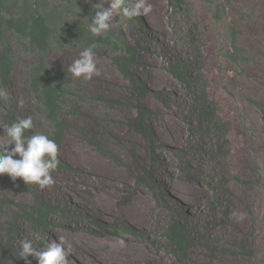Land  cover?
I'll return each instance as SVG.
<instances>
[{
  "label": "rangeland",
  "instance_id": "1",
  "mask_svg": "<svg viewBox=\"0 0 264 264\" xmlns=\"http://www.w3.org/2000/svg\"><path fill=\"white\" fill-rule=\"evenodd\" d=\"M49 1L62 3V0ZM126 1L129 7L136 3V0ZM186 1L191 3L190 19L200 27L198 38L206 62L205 74L210 81V97L219 102L222 118L232 125L230 174L250 181L260 177L264 180V112L254 103L264 105V0H215L225 4L230 2L231 7L223 21L216 20L209 0ZM96 2L101 4L102 0ZM147 3L151 4V11L141 16L152 31L155 44L147 54V66L142 70L143 79L155 92L181 97L179 101L174 100L170 107H165L154 97L148 98L147 104L156 114L153 123L157 128L158 143L166 148L186 150L195 171L201 169L202 164L207 170L201 181L190 182L184 178L175 155L163 152V160L169 167L167 174L173 177L164 181L169 189L167 201L172 202L173 197L177 205L187 206L195 222L207 227L214 236L212 247L230 248L234 243L244 241L257 252L256 259L220 253L212 260L205 248L207 242H202L194 250L191 260L196 264H264V186H242L231 181V194L222 191L223 199L216 204L209 182L213 176L219 179L222 169L214 167L211 158L201 163L202 149L193 148L196 138H193L184 119V89L168 71V52L177 38L170 19L169 1L147 0ZM87 5L92 6L91 0ZM102 6L108 8L110 5L103 3ZM70 16L74 17L73 14ZM78 18L86 21L83 15ZM110 23L115 32L123 29L131 40L138 38L130 21L122 14H115ZM232 27L239 31V45L247 49L251 56V62L244 68L236 66L225 55L231 47ZM82 49L81 46H67L64 50L55 47L50 55L51 63L63 74L61 82L74 87L80 85L77 87L79 98L67 100L65 108L66 117L74 127L64 135L59 146L62 159L78 171L53 176L55 183L43 189L34 185L22 186L4 175L0 177V189L21 205L32 204L33 192L38 190L53 204L80 206L93 218L113 226L109 232H113L116 225H129L138 231H147L149 237L137 238L121 231L117 232L118 236H105L91 221L86 219L80 223L76 218L57 219L50 235L44 236L20 221L21 232L14 237L16 248L19 250L20 240L29 238L33 239L38 250H43L44 244L64 237L69 264H122L121 260L119 263L116 260L118 256L138 260L131 264H175V258L162 237L171 219L169 206L164 202L160 204L148 188H139L134 177L101 155L82 135V131L93 132V138L105 142L128 164H133L129 149L135 144L140 154L147 158V144L140 136L130 132L126 125L128 117L136 114V111L129 100L130 82L114 64V52L105 47L94 49L97 74L90 81H83L71 78L67 72L68 65ZM13 50L17 68L11 91L22 118H31L38 132L48 136L50 125L37 109L27 78L33 56L21 53L16 48ZM20 101H23L22 106ZM111 101L121 104L112 106L109 104ZM73 105H76L79 116L72 114ZM7 110V104L0 106V135L7 128L3 121ZM110 135L122 142L110 138ZM215 170L218 172L215 173ZM134 171L140 174L136 169ZM19 211L18 207H9L5 214H0V231L2 224L16 218ZM157 237H160L159 243L153 244ZM31 258V264H37L31 256L28 260L31 261ZM18 261L25 264L22 259ZM9 262L15 264L12 258L5 263Z\"/></svg>",
  "mask_w": 264,
  "mask_h": 264
},
{
  "label": "trees",
  "instance_id": "2",
  "mask_svg": "<svg viewBox=\"0 0 264 264\" xmlns=\"http://www.w3.org/2000/svg\"><path fill=\"white\" fill-rule=\"evenodd\" d=\"M168 1L171 11L170 19L175 26L177 37L173 48L168 52V71L184 89L183 100L186 107L184 119L193 138H196L193 148L200 147L202 149L201 163L205 162L207 158H211L212 165L222 169L221 177L217 179L213 176L209 182L216 204L221 203L222 191L231 194L229 189L231 181L242 186L255 184L264 186V180L260 177L250 181L230 174L232 125L222 118L219 102L212 99L209 94L210 81L205 74L206 62L198 38L200 27L190 19L191 3L186 0ZM209 2L216 20L223 21L231 7L229 6L230 2H228L229 4L215 0H209ZM91 3L92 6H88L84 0H62V3L58 4L51 3L49 0H0V90L6 93L5 97L0 98V106L8 105V110L3 116L5 125L8 127L23 119L16 97L11 91L13 76L17 68L13 50L16 48L21 53L33 56L32 63L27 70L29 86L35 96L39 113L50 125L51 130L48 138L58 145L59 164L51 175L53 177L64 172L76 173L78 170L66 163L60 156L59 146L64 135L74 127L66 117L65 108H67V100L79 98L77 87L80 85L74 87L61 82L60 77L63 74L51 63L50 55L55 47L64 50L67 46H81L82 48L94 46V49L105 47L113 51L115 54L114 64L130 82L129 100L136 111V114H131L128 117L126 125L130 132L140 136L147 144V158L145 159L140 154L138 145L135 144L129 149L133 164H128L105 142L93 138L92 136H95L93 132L82 131V135L101 155L112 160L134 177L139 188H148L154 193L160 204L164 202L169 206L171 219L162 237L175 258V264L192 262L196 264L191 260V257L202 242H207L205 248L212 260H215L220 253L256 259V250L244 241L236 242L230 248L212 247L214 236L207 227L195 222L187 206L177 205L173 197H171L172 202L167 201L166 195H169V189L164 181L173 177L167 174L169 167L163 160V152H171L175 155L180 163L184 178L190 182L201 181L200 179L207 171L203 164L201 169L195 171L188 160L189 154L186 153V150L166 148L158 143L159 136L153 123L156 114L148 106L147 100L154 97L165 107H170L174 100L179 101L181 97L173 95L171 97V94L166 92H155L143 79L142 70L147 66V54L155 44L146 19L141 15L131 19L127 18L138 36L136 40H131L122 28L120 32H115L112 26L106 34L93 36L88 31L87 21L91 22L94 15L93 6L97 2L91 0ZM126 6H128L127 1ZM71 14L74 17L70 16ZM79 15H83L86 21L79 19ZM230 35L231 47L225 55L236 66L244 68L251 62V56L247 49L239 45V31L236 28H231ZM254 103L264 112L263 104ZM109 104L114 106L121 103L111 101ZM71 108L72 114L80 115L76 105ZM35 134L41 133L33 125L30 130L25 132V137ZM110 138L122 142L115 136L110 135ZM133 166L140 174L134 171ZM214 172L217 173L218 170ZM4 175H0V177ZM15 182L22 186H29L25 185L20 178H17ZM34 186L37 188L38 185ZM33 197L32 204L21 205L0 189V214H5L9 207L20 209L16 218L2 224L0 264H6L8 258L13 259L12 263L20 264L18 261L19 250L16 248L14 238L21 232V225L18 224L20 221L29 224L34 232H40L44 236L50 235L57 219L76 218L80 223L86 219L91 221L93 226L105 236H118L117 232L121 231L137 238L149 237L147 231L141 232L129 225H116L113 232H109L113 226L93 218L91 213L78 205L53 204L38 190L33 192ZM95 235L98 234L95 233ZM159 240L160 237H157L153 244H158Z\"/></svg>",
  "mask_w": 264,
  "mask_h": 264
},
{
  "label": "clouds",
  "instance_id": "3",
  "mask_svg": "<svg viewBox=\"0 0 264 264\" xmlns=\"http://www.w3.org/2000/svg\"><path fill=\"white\" fill-rule=\"evenodd\" d=\"M85 3L88 0H84ZM109 3L108 8L102 6ZM94 15L91 22L87 21L88 31L93 36L106 34L115 14L126 18L147 14L151 11V4L147 0H136L128 7L126 0H102L101 4L93 6ZM67 72L73 79L90 81L97 74L96 53L94 46L83 48L76 59L67 67ZM6 96L0 90V98ZM21 106L23 101L19 102ZM33 127L31 118L20 119L3 131L0 135V175L6 174L13 182L20 178L25 185H38L41 189L52 186L55 181L51 173L59 164L58 145L43 134L25 137V132ZM19 157L14 159V157ZM18 258L31 264L28 257H33L37 264H69V251L65 247L64 237H59L44 244L43 250H38L33 239L24 238L19 242ZM11 264V262H9Z\"/></svg>",
  "mask_w": 264,
  "mask_h": 264
},
{
  "label": "bare ground",
  "instance_id": "4",
  "mask_svg": "<svg viewBox=\"0 0 264 264\" xmlns=\"http://www.w3.org/2000/svg\"><path fill=\"white\" fill-rule=\"evenodd\" d=\"M87 159V158H86ZM90 160V159H89ZM106 169V168H105ZM108 170V169H107ZM104 173V172H103ZM102 176V175H101ZM113 178V177H112ZM116 178V177H115ZM117 190V189H116ZM139 205V204H138ZM142 210V209H141ZM144 211V210H143ZM141 216V215H140ZM146 220V219H145ZM148 220V219H147ZM102 247V246H101ZM134 248V247H133ZM128 250V249H127ZM117 252V251H116ZM125 253V252H124ZM145 253V252H144ZM103 255V254H102ZM107 255V254H106ZM119 255V254H118ZM133 256V255H132ZM127 258H124V256L123 257H117L116 258V260L118 261V263H119V261L121 260V262H122V264L123 263H125V264H131V263H133V262H135L136 261V259H134V258H129L128 256H126ZM113 259V258H112ZM138 259V258H137ZM105 260V259H104ZM111 260V259H110ZM107 261V260H106ZM138 261V260H137ZM137 261H136V263H137ZM108 263V262H107ZM116 263V262H115ZM135 263V264H136Z\"/></svg>",
  "mask_w": 264,
  "mask_h": 264
}]
</instances>
